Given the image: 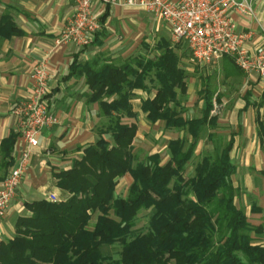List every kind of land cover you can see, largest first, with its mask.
<instances>
[{
  "label": "trees",
  "instance_id": "16d2710c",
  "mask_svg": "<svg viewBox=\"0 0 264 264\" xmlns=\"http://www.w3.org/2000/svg\"><path fill=\"white\" fill-rule=\"evenodd\" d=\"M16 32L10 16L2 15L0 36ZM175 63V55L165 50L156 60H138L140 70L130 63L74 65L86 77L88 100L98 102L110 123L70 168L54 172L56 185L70 194L67 199L24 202L28 213L18 216L14 236L0 242V264H264V244L252 236L261 228L253 227L235 202L232 140L203 155L192 176L183 175L204 126L214 127L216 116L210 115L208 90L199 117L184 118L169 105L176 99L175 86H182ZM153 68L158 86L142 104L147 119L186 132L168 141L169 158L163 164L156 153L135 160L137 126L123 122L136 117L129 101L132 91L143 86ZM258 126L264 133V124ZM15 138L11 134L2 141L6 154ZM125 175L131 182L123 196L116 185ZM141 210H149L148 220L145 229L136 230ZM116 244L120 250L114 254Z\"/></svg>",
  "mask_w": 264,
  "mask_h": 264
},
{
  "label": "crops",
  "instance_id": "0c3cea01",
  "mask_svg": "<svg viewBox=\"0 0 264 264\" xmlns=\"http://www.w3.org/2000/svg\"><path fill=\"white\" fill-rule=\"evenodd\" d=\"M253 8L252 15L232 14L237 30L247 34L244 48L250 54L264 49V0H254ZM92 9L100 27L89 45H55L54 39L73 14L74 0H0V17L10 16L19 31L0 36V182L26 147L17 132L14 109L30 95L32 68L43 59L47 60L50 74L47 101L58 119L38 136V146L32 151L28 170L0 222V242L14 236L18 216L28 213L24 202L49 199L50 195L58 201L70 196L56 185L54 172L70 168L72 161L79 158L82 150L110 123L109 118L100 113L98 102L88 100L91 91L86 77L78 73L74 65L130 63L140 70L136 65L138 60H156L165 50H170L175 55L176 69L182 72V86H175L176 99L169 105L176 110L172 104L180 97L187 98L194 102L196 114L179 115L199 117L205 108L204 93L208 90L213 107L220 106L219 112H215L216 108L210 111V115L216 116L215 126H204L194 154L202 146L205 154L211 153L232 140L230 157L236 169L231 180L238 190L235 202L238 207L241 204L249 223L261 228L259 232H252V236L257 243L264 244V133L258 126L259 121L264 124V101H261L264 87L257 74L243 72L229 62L228 57L208 65L193 64L187 47L172 43L170 26L139 5H127L124 0H93ZM154 73L153 68L145 75L143 86L132 91L129 101L136 117H124L123 122L136 123L133 146L154 124L177 132L164 144L169 152L168 141L185 136L186 132L167 128L164 120L147 119L142 104L156 93L158 82ZM215 76L221 79L218 87L211 85ZM213 88L217 89L216 94ZM11 134H16V138L10 153L6 154L2 141ZM104 136L110 140L109 133ZM159 152L152 150L146 156L154 153L160 156ZM160 163L163 164L161 159ZM127 177H122L116 188L123 180L127 182Z\"/></svg>",
  "mask_w": 264,
  "mask_h": 264
},
{
  "label": "built area",
  "instance_id": "2783aa9c",
  "mask_svg": "<svg viewBox=\"0 0 264 264\" xmlns=\"http://www.w3.org/2000/svg\"><path fill=\"white\" fill-rule=\"evenodd\" d=\"M92 1L74 0L73 14L54 39L55 45L73 43L83 47L92 42L100 27ZM124 3L139 5L167 23L172 43L184 44L192 63L208 65L230 56L243 72H255L264 87V49H258L254 54L247 52L244 48L247 34L237 30L232 19V14L252 15L254 0H124ZM31 79L30 95L14 109L17 132L26 147L0 182V222L28 170L32 151L38 146V136L43 129L58 122L47 101L50 74L46 59L33 66ZM49 200L57 199L50 195Z\"/></svg>",
  "mask_w": 264,
  "mask_h": 264
},
{
  "label": "rangeland",
  "instance_id": "374dc122",
  "mask_svg": "<svg viewBox=\"0 0 264 264\" xmlns=\"http://www.w3.org/2000/svg\"><path fill=\"white\" fill-rule=\"evenodd\" d=\"M155 39V38H154ZM150 41H152V38L150 36ZM194 64V63H193ZM221 79L217 78L216 76L213 77L211 85L213 87H218L220 84ZM217 90V89H216ZM215 88H213L214 94ZM194 102L188 100L187 98L180 97L178 99L177 103H173L172 106L176 107V110H178V113H181L185 116L195 115L196 111L194 109ZM220 106L217 105L215 112H219ZM153 126V125H152ZM161 131V132H160ZM159 134V135H158ZM178 133L175 131H166L162 129L161 126H158L157 124H154V127L150 130V132L144 136H140L139 139H136L135 144L133 146V152L135 154V160L136 161H142L145 159L148 152L152 150H159L160 152V159L161 162H165L167 158L169 157V152L164 148V144L166 143L167 138L176 136ZM218 142H221L220 139H216ZM216 143H214L215 146ZM217 150H213L211 153H214ZM205 154L204 148L202 146V149L195 153L194 156L190 159V161L187 163L185 170L183 172V175L185 177H190L194 173V166L195 163ZM129 176V175H128ZM127 182L122 181V185L120 184L116 188L117 194H123V196L126 194V189L129 186V182L131 180L130 176L127 177ZM240 207L242 208L241 204ZM149 215V210H141L138 213L137 219H136V225L134 228L136 230L145 229V226L147 224ZM96 219V214H93L90 220V224L93 225ZM111 250L114 254H117L120 250V247L118 244L111 247Z\"/></svg>",
  "mask_w": 264,
  "mask_h": 264
}]
</instances>
